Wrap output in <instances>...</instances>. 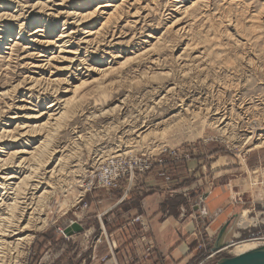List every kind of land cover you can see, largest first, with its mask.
<instances>
[{
    "label": "rangeland",
    "instance_id": "1",
    "mask_svg": "<svg viewBox=\"0 0 264 264\" xmlns=\"http://www.w3.org/2000/svg\"><path fill=\"white\" fill-rule=\"evenodd\" d=\"M105 3L112 6L103 14L78 29L70 24L67 12H93ZM44 22L46 30L33 33ZM2 25L11 27L12 37L0 42V132L45 122L50 112L32 116L47 112L51 101H61V109L31 142L45 144L38 168L45 185L36 189L34 179L23 184L33 207L22 212L26 229L3 238L0 264H139L155 248L145 235L148 223L135 221H145L141 214L129 215L116 236L114 214L145 195L152 174L154 189L165 192L176 184L199 191L244 182L248 174L250 187L262 189L257 198H244L233 208L239 215L233 240L240 244L205 261L206 241L195 243L197 253L184 264H213L264 244V0H0ZM64 27L75 31L68 47L59 41L42 45ZM88 27L98 32L87 48L79 39ZM6 44L12 50L3 48ZM78 44L84 48L70 65ZM250 131L255 139L249 143ZM170 150L189 158L174 164ZM140 159L151 162V171L137 177L127 193V175L115 189L91 186L103 164L132 160V165ZM165 159L169 163L158 162ZM180 165L190 168L186 182L178 178ZM256 170L263 178L253 174ZM112 196L118 197L116 205L98 206ZM184 205L192 210L189 201ZM6 207L0 217L10 213ZM13 211L15 220L22 209ZM89 211L94 217L86 219ZM228 220L231 225L234 217ZM73 221L84 230L66 237L64 229ZM121 248L122 262L116 260Z\"/></svg>",
    "mask_w": 264,
    "mask_h": 264
},
{
    "label": "crops",
    "instance_id": "2",
    "mask_svg": "<svg viewBox=\"0 0 264 264\" xmlns=\"http://www.w3.org/2000/svg\"><path fill=\"white\" fill-rule=\"evenodd\" d=\"M188 165L191 167L190 163ZM175 169L178 171L179 180L185 181L189 177L190 168L186 169L180 165ZM253 174L258 175L259 172L256 170ZM258 176L263 178V175ZM146 180V187L149 189H146L145 195L139 200L134 197L131 200L132 208L129 207L128 211L114 214L117 216L116 224H114V235L116 236H120L122 219L129 215L141 214L145 222L148 223L145 235L148 241H154L155 248L149 257L139 259V264H184L188 262L197 253L195 243L202 242L205 246V241L213 239L221 226L233 216V208L236 203H243L244 198L246 200L255 199L262 193L261 188L252 189L250 187L249 174L248 179L244 182L209 186L205 190L199 189V191H191L189 188L191 185L182 188L176 184L169 192H165L154 189L157 182L155 175H150ZM235 186H238V192L234 190ZM205 191L208 192V195L203 199L201 197ZM117 198L112 196L111 199H102L98 201V206L106 208L111 201H115L114 205H116ZM127 201L129 202L130 198ZM187 201L191 203L192 210H189L190 212L184 205ZM196 204L198 205L197 210L194 209ZM126 208L124 207V210ZM89 212L86 219L94 217L93 214L91 215L92 212ZM198 217L201 218V221H198ZM136 228H140L138 224ZM104 230L106 231V227ZM134 235L135 233H133L132 239L137 244L139 243L136 241L137 235ZM72 238L74 239L75 236ZM103 248L104 245L100 246L101 251ZM123 254V248H121L116 255V260L122 262Z\"/></svg>",
    "mask_w": 264,
    "mask_h": 264
},
{
    "label": "bare ground",
    "instance_id": "3",
    "mask_svg": "<svg viewBox=\"0 0 264 264\" xmlns=\"http://www.w3.org/2000/svg\"><path fill=\"white\" fill-rule=\"evenodd\" d=\"M34 6L35 5H33V8H34ZM41 6H43V5H41ZM109 6H112V5L110 3L98 4L93 12L83 13L80 11L78 12V11L73 10V11L67 12L66 14L69 16L70 19H72L71 20L72 22L70 24H74L78 29V26L84 24V22H87V20H90L91 18H93V16L103 14L104 8L109 7ZM38 7H39V5H38ZM115 7H117V6H115ZM4 21H5V19H4ZM66 21H64L63 26L66 25ZM22 24H24V23H22ZM22 24H20V26ZM134 24H136V23H134ZM46 26H47V23L44 22L43 25H41L33 33L36 34L40 31L42 32V31L46 30ZM41 27H43V28H41ZM1 28L2 29H0V42L5 40L6 35L7 36L9 35V37H12L11 30H10L11 27H3V25H2ZM72 29H73L72 27L71 28L68 27V29L65 27L62 28V30L59 32V34H57L56 37L52 41L41 40L42 45L47 47L50 44H52L53 42L59 41V42H61V46H63L64 48L68 47V45H69L68 42L71 41V38H72L73 34L75 33V31H73ZM83 30H84L83 31L84 37L89 38V39L81 38L79 40H80V43H82V44L85 43L87 45L85 47L88 48L92 44L93 35L94 34L96 35V33L98 31L92 30L91 27L85 28ZM16 39H18V38L16 37ZM7 40L10 42L13 41L11 38H8ZM96 42H98V41H96ZM8 45L9 44H6V46L3 48L8 49V50L9 49L12 50L11 46L10 45L8 46ZM97 45H95V46H97ZM75 46L76 47L72 48L73 50L71 51L72 57L69 58L70 60L68 59L70 65L73 64V62L75 60H78L77 57L79 54H81V50L84 48V47L81 48L79 46V44L75 45ZM92 46H94V45H92ZM97 49H100V48L97 47L95 50H97ZM67 50L68 49H65V51H67ZM68 52L70 53V49L68 50ZM52 57L53 56L51 55V57L48 60L52 59ZM67 91H71V90L65 89L64 92H67ZM60 103H61V101H60ZM60 103L57 101L56 102L51 101V103L46 107L48 109L47 112H43L41 114H37V115L32 116V118H41L42 114L50 112L48 114L49 115L48 119L43 123L33 124V122H32V123L23 124L21 126L17 125L13 130L15 133L8 131V130H4V128L0 132V157L1 156L3 157V158H0V212L3 211L4 206H7L6 208H8V210L10 211V213L9 212L7 213L8 216L0 217V245L5 244V240L3 239L4 237H13L15 235H18L20 232H22L26 229V226H23V227L21 226V224L23 222L22 221L23 216H24L23 215L24 213H22V212L28 211L33 206L31 205V201H29L30 198L27 195H25L24 190L21 191V189L23 187V184H25V181L29 180V179H34L33 181L36 182V184L34 185L36 189L41 187L42 183L44 182V181H42L44 178L41 177V175L39 176L38 168H39V163H41V160H40V154L42 153L41 148L45 144H43L42 141H40L38 145H36V143H35L36 141L33 143H31V142L33 139H35V140L37 139L36 137L40 133L41 127H50L53 124L51 121H53V120L56 121V119L59 118V116L54 118V117H52V115L54 116V115L58 114V112L54 114V111H56L57 109H61L60 106H57L58 104L60 105ZM63 103L66 104L65 99L63 100ZM250 134L251 135L248 136L246 139L249 143H250V140L255 139V135L254 136L252 135V131H250ZM8 143L13 144V147H14V145H16V146H21V148L13 149V147H11V146L9 148H7V146L5 144H8ZM30 144H33V145H30ZM27 146H30L28 148H31V150H29L27 148ZM24 154H26L27 156H23ZM43 184L45 185V183H43ZM258 185L259 184H257V186ZM35 188L33 187L32 189H35ZM10 195H12V196L10 197ZM8 200H12V201L8 202ZM14 207H18V209H20V208L22 209V211L19 213L18 217L15 220H14V215H13V212H14L13 208ZM246 247L247 246L241 245V250L242 249L244 250V248H246ZM255 247H257V246H255ZM255 247H253V248H255ZM0 249H1V247H0ZM249 249H252V248H249ZM249 249H246V250H249ZM246 250H244V251H246Z\"/></svg>",
    "mask_w": 264,
    "mask_h": 264
},
{
    "label": "built area",
    "instance_id": "4",
    "mask_svg": "<svg viewBox=\"0 0 264 264\" xmlns=\"http://www.w3.org/2000/svg\"><path fill=\"white\" fill-rule=\"evenodd\" d=\"M169 154L171 156V162H174V164H181L182 160L186 161L189 157L187 152H180V151H175V150H170ZM132 161V160H131ZM131 161L125 162L123 165L118 164L114 165L113 162H110L108 165L103 164L101 168L98 170L96 176H93L95 183H91V186L94 184L96 187H101L104 189H110V188H118L119 187V179L127 175V178L125 179L128 184V189L125 191L127 193L129 189L134 185V182L136 181V178L139 176H144L147 174V172L151 171L152 164L151 162L148 161V159H140L138 161H134L133 164L131 165ZM161 160L158 161L159 163H162V165H165L169 163V161ZM122 162L119 160V163ZM128 166V168H127ZM164 168V167H163ZM161 176L164 177L165 180L169 181L170 180V175L161 170ZM93 181V180H92ZM259 182V181H257ZM259 184H261L259 182ZM95 187V188H96ZM84 206H87L86 203H84ZM135 221H140L144 226L146 224L145 221L141 220L140 217H136ZM147 229V228H146ZM144 238V236H143ZM142 238V239H143ZM263 240V238H257V240ZM114 242L112 241V245H109V248L112 249L114 247ZM152 247H147V249H151ZM216 256V255H215ZM212 254H208L205 257V261L213 258Z\"/></svg>",
    "mask_w": 264,
    "mask_h": 264
},
{
    "label": "water",
    "instance_id": "5",
    "mask_svg": "<svg viewBox=\"0 0 264 264\" xmlns=\"http://www.w3.org/2000/svg\"><path fill=\"white\" fill-rule=\"evenodd\" d=\"M207 195L208 192L205 191L201 198L205 199ZM194 209H198L197 204L194 206ZM233 217L234 221L231 225H229V220L226 221L216 232L214 239L211 242L206 241V247L209 249V253L212 254V256H217L221 252L235 246L236 244H240L233 240L234 234L238 229L236 227V222L239 215L233 214ZM198 221H201V218L198 217ZM83 230V225L79 221H73L65 227L64 235L66 237H71L75 234H79ZM213 264H264V244L233 256L220 257Z\"/></svg>",
    "mask_w": 264,
    "mask_h": 264
}]
</instances>
